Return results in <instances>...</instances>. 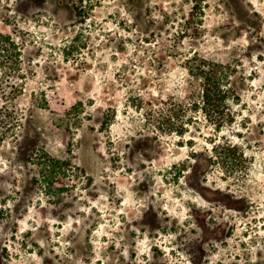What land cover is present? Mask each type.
Returning <instances> with one entry per match:
<instances>
[{
    "label": "rangeland",
    "instance_id": "rangeland-1",
    "mask_svg": "<svg viewBox=\"0 0 264 264\" xmlns=\"http://www.w3.org/2000/svg\"><path fill=\"white\" fill-rule=\"evenodd\" d=\"M0 32V264H264V0H0Z\"/></svg>",
    "mask_w": 264,
    "mask_h": 264
},
{
    "label": "trees",
    "instance_id": "trees-1",
    "mask_svg": "<svg viewBox=\"0 0 264 264\" xmlns=\"http://www.w3.org/2000/svg\"><path fill=\"white\" fill-rule=\"evenodd\" d=\"M18 49V44L11 36L0 32V56L4 57L6 62L19 65L21 54L18 53ZM197 70L200 71L199 77L204 84L201 94L203 105L200 109L210 115V117H214V119L221 122L227 115L226 110H228L224 103L228 96L234 91L233 88L228 85L230 77L228 74V67L217 62L202 60L201 63L198 64ZM169 111L171 117L174 118L177 113L175 105ZM47 159L54 167L57 166L56 164L61 163L60 160L52 158L49 154H47ZM46 165L51 167L50 164Z\"/></svg>",
    "mask_w": 264,
    "mask_h": 264
}]
</instances>
